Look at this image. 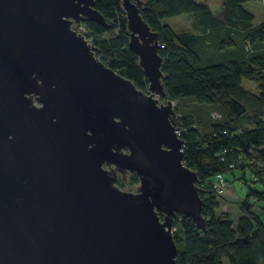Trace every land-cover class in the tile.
Wrapping results in <instances>:
<instances>
[{"label":"water","instance_id":"1","mask_svg":"<svg viewBox=\"0 0 264 264\" xmlns=\"http://www.w3.org/2000/svg\"><path fill=\"white\" fill-rule=\"evenodd\" d=\"M116 1L145 91L71 28L109 25L94 0H0V264H176L173 219L206 231L158 33Z\"/></svg>","mask_w":264,"mask_h":264},{"label":"trees","instance_id":"2","mask_svg":"<svg viewBox=\"0 0 264 264\" xmlns=\"http://www.w3.org/2000/svg\"><path fill=\"white\" fill-rule=\"evenodd\" d=\"M143 1L140 14L158 33L167 98L179 105L192 100V106L218 110L205 111L206 118L201 120L186 102L175 118L184 140L183 160L198 176L206 220V231H202L187 216L173 219L176 264H264V223L252 209L255 202H264V21L254 24L253 15L243 8L251 0H223L218 18L201 1ZM93 7L109 24L85 22L95 55L145 91L148 82L138 67L137 55L128 48L126 16L120 3L94 0ZM183 14L192 16L195 28L206 38L176 33L163 23ZM205 41L210 50L234 46L243 56L229 62H206L202 57L210 50ZM236 170H240L247 192L239 203L240 214L233 220L217 213L219 198L213 179L218 173L236 178ZM138 180L133 173L129 183ZM122 183L126 184L121 178L120 188Z\"/></svg>","mask_w":264,"mask_h":264},{"label":"rangeland","instance_id":"3","mask_svg":"<svg viewBox=\"0 0 264 264\" xmlns=\"http://www.w3.org/2000/svg\"><path fill=\"white\" fill-rule=\"evenodd\" d=\"M249 9L253 10H258L259 12V18L262 19L261 22L264 21V0H251L248 4L245 5ZM254 24L260 23V20H257V22H253ZM161 101V98H159ZM187 105V104H186ZM181 106H185V103H180L175 104L174 110L176 112L175 118L178 116ZM189 107V106H188ZM194 111L195 114H199V118L201 120L206 118V113L205 111L208 112H215L218 113V110L216 108H213L211 110L209 107H196L192 106L190 104L189 111ZM201 113V114H200ZM214 113V115H215ZM216 117V116H214ZM179 132V131H178ZM236 178H233L231 174H226L225 179L226 181V192L222 195H219L218 193V198H219V207L217 208V213H224L227 214L229 217H231L233 220H236V218L240 214V209H239V203L240 201L244 198L246 192H247V184L244 183V181L241 178V173L240 170H236L235 172ZM132 173L127 174V178L125 179L126 184L122 183V188L123 190H128V191H134L137 183H129L131 179ZM249 178V177H247ZM139 181V180H138ZM213 184L214 188L216 189L217 192V184L215 179H213ZM255 187L259 188V184L255 183ZM253 211L256 213V215L259 217L260 221L264 223V202H255L252 207ZM175 230V227H172V233Z\"/></svg>","mask_w":264,"mask_h":264},{"label":"crops","instance_id":"4","mask_svg":"<svg viewBox=\"0 0 264 264\" xmlns=\"http://www.w3.org/2000/svg\"><path fill=\"white\" fill-rule=\"evenodd\" d=\"M198 2H204L206 3L210 9L212 10L214 16H216L217 18L220 17L221 11L223 9V0H195ZM251 1H247L245 2L242 6L245 10H247L248 12H250L254 19L253 22H257V20H260V22L262 21L261 18H259V12L258 10H253V9H249L247 8L245 5L248 4ZM163 23L167 24L174 32L176 33H190V34H194V35H200L203 38H206V35L199 32L195 26H194V21L191 15L189 14H183V15H179V16H174V17H170L167 19L163 20ZM207 34V33H206ZM205 44V48H209L210 50V45L208 41L204 42ZM239 48L234 47V46H226L224 48H220L218 47L217 49H213L210 50V53L206 54L205 57H202L203 60H205L206 62H229L235 58L239 56L241 53ZM199 60H201L199 58ZM190 103L193 104L194 101L192 100H186L185 103ZM184 103V102H183Z\"/></svg>","mask_w":264,"mask_h":264},{"label":"built area","instance_id":"5","mask_svg":"<svg viewBox=\"0 0 264 264\" xmlns=\"http://www.w3.org/2000/svg\"><path fill=\"white\" fill-rule=\"evenodd\" d=\"M71 28H73L77 33H79L81 36H83V38L87 42V44L94 46L93 37L90 34V32H89V30H88V28L84 22L72 21ZM161 102H165V99H163ZM171 102H172V106L174 108L175 104L177 105V102L175 100H171ZM262 119L264 121V114L262 115ZM214 179H215L216 184H217V193L219 195L224 194L226 192V181L224 179V176L222 174L218 173L215 175ZM118 180H119V178H118Z\"/></svg>","mask_w":264,"mask_h":264},{"label":"bare ground","instance_id":"6","mask_svg":"<svg viewBox=\"0 0 264 264\" xmlns=\"http://www.w3.org/2000/svg\"><path fill=\"white\" fill-rule=\"evenodd\" d=\"M73 21H75V20H73ZM175 121H176V119H175ZM179 131V130H178ZM118 178H119V175H118ZM122 178V177H121ZM127 178V175H126V177H125V179ZM125 179H123L124 181H125ZM118 182H119V180H117V182H116V184L118 185Z\"/></svg>","mask_w":264,"mask_h":264},{"label":"flooded vegetation","instance_id":"7","mask_svg":"<svg viewBox=\"0 0 264 264\" xmlns=\"http://www.w3.org/2000/svg\"><path fill=\"white\" fill-rule=\"evenodd\" d=\"M120 179H121V176L119 175V181H120ZM119 185V184H118ZM120 187V186H119Z\"/></svg>","mask_w":264,"mask_h":264}]
</instances>
